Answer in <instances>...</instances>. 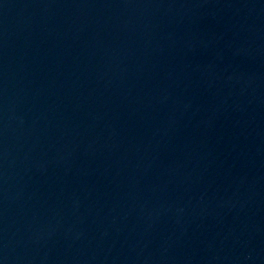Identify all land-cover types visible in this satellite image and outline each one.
Masks as SVG:
<instances>
[{"label": "water", "instance_id": "water-1", "mask_svg": "<svg viewBox=\"0 0 264 264\" xmlns=\"http://www.w3.org/2000/svg\"><path fill=\"white\" fill-rule=\"evenodd\" d=\"M0 257L264 264V0H0Z\"/></svg>", "mask_w": 264, "mask_h": 264}]
</instances>
